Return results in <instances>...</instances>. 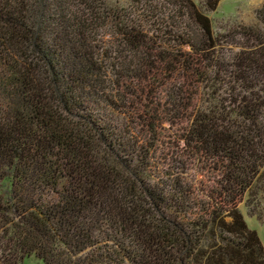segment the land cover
I'll return each instance as SVG.
<instances>
[{
	"label": "trees",
	"instance_id": "1",
	"mask_svg": "<svg viewBox=\"0 0 264 264\" xmlns=\"http://www.w3.org/2000/svg\"><path fill=\"white\" fill-rule=\"evenodd\" d=\"M219 2L0 0V264H264V3Z\"/></svg>",
	"mask_w": 264,
	"mask_h": 264
},
{
	"label": "rangeland",
	"instance_id": "2",
	"mask_svg": "<svg viewBox=\"0 0 264 264\" xmlns=\"http://www.w3.org/2000/svg\"><path fill=\"white\" fill-rule=\"evenodd\" d=\"M129 0H110L120 6L128 4ZM264 0H220L215 11L209 13L212 19L215 33H227L238 26H251L256 23V10L259 9ZM107 38V36H106ZM171 135L166 137L167 139ZM172 141V140H169ZM248 194L240 203L239 208L244 215L248 226L255 229L264 247V198L253 201L254 213H249L250 206L247 203Z\"/></svg>",
	"mask_w": 264,
	"mask_h": 264
}]
</instances>
